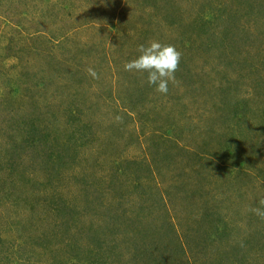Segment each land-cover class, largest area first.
Wrapping results in <instances>:
<instances>
[{
	"label": "rangeland",
	"instance_id": "1",
	"mask_svg": "<svg viewBox=\"0 0 264 264\" xmlns=\"http://www.w3.org/2000/svg\"><path fill=\"white\" fill-rule=\"evenodd\" d=\"M261 199L264 0H0V264H264Z\"/></svg>",
	"mask_w": 264,
	"mask_h": 264
},
{
	"label": "clouds",
	"instance_id": "2",
	"mask_svg": "<svg viewBox=\"0 0 264 264\" xmlns=\"http://www.w3.org/2000/svg\"><path fill=\"white\" fill-rule=\"evenodd\" d=\"M135 59L126 62L123 68L127 72H137L146 76V82L160 94L169 92V83L175 81V72L181 61L182 53L175 45L151 40L138 46ZM88 74L97 79L95 69L89 68ZM119 119V117H117ZM259 206L253 208L255 215L264 218V199L258 201Z\"/></svg>",
	"mask_w": 264,
	"mask_h": 264
}]
</instances>
